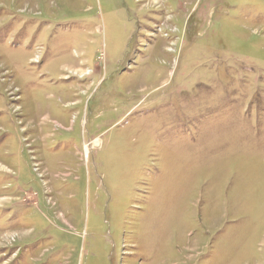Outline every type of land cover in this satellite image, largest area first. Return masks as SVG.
I'll list each match as a JSON object with an SVG mask.
<instances>
[{"label": "rangeland", "instance_id": "374dc122", "mask_svg": "<svg viewBox=\"0 0 264 264\" xmlns=\"http://www.w3.org/2000/svg\"><path fill=\"white\" fill-rule=\"evenodd\" d=\"M0 264H264V0H0Z\"/></svg>", "mask_w": 264, "mask_h": 264}]
</instances>
